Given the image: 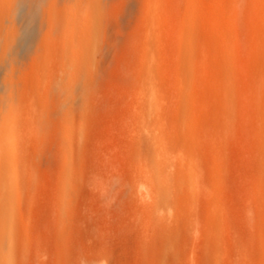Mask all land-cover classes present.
Masks as SVG:
<instances>
[{
    "label": "rangeland",
    "instance_id": "obj_1",
    "mask_svg": "<svg viewBox=\"0 0 264 264\" xmlns=\"http://www.w3.org/2000/svg\"><path fill=\"white\" fill-rule=\"evenodd\" d=\"M144 2L91 0L81 87L68 107L53 99L46 138L24 152L23 173L32 171L17 189L25 247L15 264H264V0L155 1L156 117L177 154L168 171L179 192L165 222L134 188L151 161L135 102ZM24 28L21 88L33 71L24 54L38 38Z\"/></svg>",
    "mask_w": 264,
    "mask_h": 264
},
{
    "label": "bare ground",
    "instance_id": "obj_2",
    "mask_svg": "<svg viewBox=\"0 0 264 264\" xmlns=\"http://www.w3.org/2000/svg\"><path fill=\"white\" fill-rule=\"evenodd\" d=\"M155 1L145 0L144 2L145 13H143L142 30H144L145 43L144 45L141 44L143 45V51L141 50L143 56L140 55L142 59L138 63V71L136 70L138 72V81H136L138 96L137 101H135L139 110L137 121L140 129H144L147 125L149 127L146 130H149L146 141L149 145L151 161L145 158L150 162L145 164V168H139L137 176H134L136 177L134 180L135 185L133 183L132 185L135 186L136 192L140 194L139 197L143 196L148 200L147 203L150 201V211L160 214L159 217L164 221L167 214L174 210L172 209L174 205H172V202L176 200L174 193L178 192V188L176 189V186L172 184L173 177L168 171L169 167H172L175 163L173 156H177V154H174L169 140L166 139L167 136L164 135L163 123L156 117L159 115L157 104L161 91L154 77L156 68L154 53L158 49L157 31L154 27L156 26L154 25L156 16ZM21 3L25 7L26 15L25 18H22L24 20L19 21L17 18L18 13L21 12L19 9L23 8H20ZM256 9L259 10L257 7ZM94 11L91 0H0V264H15L17 262L15 259L18 258H16L18 256L17 252L25 247L24 235H21L16 216L17 189L22 180L20 176L24 174L23 171L25 172L29 168L25 166L24 152L26 155V147L30 143L32 146L40 144L46 138L50 128L53 99H58L60 109L68 107L70 101L75 98L78 88L81 87L80 79L83 76L84 66L91 55V46L94 40L92 37L94 33L92 18L96 15ZM24 26L37 30L38 38L35 44L27 50V54H24L26 58L23 59H26V62L30 61L33 71L28 74V78L23 82V88H21L18 82L22 83V80L19 81L18 72L19 65L24 60H21L18 40H20ZM52 56H55L57 63L54 62L53 64ZM21 79L23 78L21 77ZM135 116L137 117V115ZM67 117L66 123L69 120ZM141 132L142 130L139 133ZM173 145L175 146V144ZM176 147L179 149L180 146ZM186 151L185 154L178 153L184 156ZM190 156L189 154L186 158L187 161ZM181 157H177V159L181 161L185 158L184 156L180 160ZM29 162L28 164H30ZM62 169V182L58 193L60 200L66 196L69 176L68 166L65 165ZM186 169L187 171H185L188 172L189 167ZM196 170L199 173L197 168ZM185 171L184 173H186ZM25 174L23 177H25ZM185 177H187L186 174L181 175V178L186 181ZM177 178H179V175ZM183 179L181 181L178 179L181 182L180 184L184 182ZM177 181L176 185L179 183ZM187 183H184V185ZM196 186L198 187V183ZM132 190L134 191V189ZM189 192L192 196H195L190 189ZM194 192L196 193V191ZM173 196L174 199L171 202ZM145 199L142 200L145 202ZM159 217L155 218L160 220ZM160 225L161 223L157 226L160 228ZM16 248H19L18 251Z\"/></svg>",
    "mask_w": 264,
    "mask_h": 264
}]
</instances>
